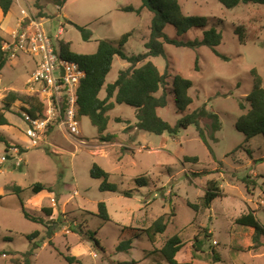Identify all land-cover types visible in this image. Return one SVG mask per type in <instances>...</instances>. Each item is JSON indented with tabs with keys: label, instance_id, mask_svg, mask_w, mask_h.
<instances>
[{
	"label": "rangeland",
	"instance_id": "rangeland-1",
	"mask_svg": "<svg viewBox=\"0 0 264 264\" xmlns=\"http://www.w3.org/2000/svg\"><path fill=\"white\" fill-rule=\"evenodd\" d=\"M26 1L15 0L12 18L11 10L4 14L0 7V22L5 29H15L17 19L23 18L22 11L28 12L30 7L37 16L40 10L46 15L42 22L57 48L61 43H69L73 52L91 55L101 41L118 46L121 37L130 33L124 52H146L144 44L150 36L153 14L147 9L140 15L122 11L130 6L140 8L141 0H67L62 7L55 6L53 0ZM180 4L186 16L209 18L208 28H214L223 37L217 51L228 60L207 47L192 50L165 45V56L149 61L162 74L167 71V89L178 74L190 79L193 104L180 113L174 94L168 90V105L158 114L171 125L203 108L217 114L222 129L216 134L217 142H210L212 152L194 126L175 137L139 131L134 127L135 109L117 105L109 112L106 131V135H114L113 140L102 141L89 118L80 116V136L54 127L38 147L25 150L20 167L12 161L1 164V158L7 155V144L25 149L30 144L20 105L13 103L12 110L6 113L9 126L0 127V264H14L16 259L23 263L20 255L33 243L40 248L31 257L32 264H70L65 256L76 257L79 262L75 264H167L159 250L175 235L184 243L177 255L179 262L264 264V236L260 238L262 245H255L254 230L236 224L239 217L250 212L264 224V137L257 136L245 144L244 134L236 129L239 117L250 108L246 97L253 87L252 69H257L264 84V6L241 4L228 10L217 0H181ZM77 26L92 32L90 40L83 39ZM238 27L244 28V43L235 33ZM59 28L63 33L58 36ZM165 32L171 37L176 35L171 25ZM182 37L201 39L202 32L193 30ZM128 67L126 61L114 57L100 98L106 96V86L116 82L119 72ZM34 68L27 56L8 61L0 73V88L10 90L5 89L0 96V109L14 91L22 92L17 95L23 101L28 100L27 81ZM209 123L203 120L202 126ZM93 166L109 174L108 183L116 185V192L100 189L104 179L91 176ZM205 172L210 174L196 175ZM140 178L145 185L137 182ZM213 180L220 183L222 196L210 209L196 212L188 203L201 206L207 183ZM37 183L45 188L39 193L33 191ZM16 187H21L22 192L17 193ZM102 202L109 220L99 213L98 205ZM45 207L55 209V218L54 212L52 217L42 213ZM24 211L42 217L45 222H57L52 245L46 238L45 225L31 221ZM164 215L167 230L154 243L146 234L137 236L130 230L148 229ZM36 231L40 235L31 243L28 236ZM92 236L99 240L102 250L94 246ZM197 238L202 246L196 252L193 244ZM127 240L132 249L117 252V246Z\"/></svg>",
	"mask_w": 264,
	"mask_h": 264
},
{
	"label": "trees",
	"instance_id": "trees-1",
	"mask_svg": "<svg viewBox=\"0 0 264 264\" xmlns=\"http://www.w3.org/2000/svg\"><path fill=\"white\" fill-rule=\"evenodd\" d=\"M39 1V0H38ZM67 0H53L55 6H64ZM142 5L140 8L125 7L122 11L126 13H136L138 15L144 9H147L153 14L150 25V36L147 42L144 44L146 52L138 55H127L124 52V46L128 42L130 33L121 37L118 46L113 45L109 41H101L98 49L94 54L85 55L78 54L71 50L69 43H61V56L77 63L80 68L86 73V77L81 81L78 87V113L79 116L88 117L94 127L98 129V133L101 135L102 141H111L114 139V135H106L108 124L110 120L109 112L114 110L117 105H128L135 109L136 123L135 128L139 131L163 135L169 133L172 136H177L180 131L187 129L188 127H196L200 138L207 146L210 152L212 148L210 142H217L216 134L222 129V123L217 114L206 111L204 108L196 110L188 115L183 116L175 125H171L167 121L163 120L158 111L166 108L168 105V93L171 91L176 99V106L180 113H184L192 104L193 98L190 95V90L193 87V82L190 79L185 78L182 75H176L173 78L172 86L167 89L168 86L167 71L162 74L156 65L149 61L150 58L165 56V45H172L177 48H189L192 50H198L201 47H207L218 57L228 60L226 56L221 55L217 51L222 43L223 37L214 28H208L210 23L207 17L186 16L182 11L180 4L181 0H141ZM226 9L232 10L239 5H259L264 6V0H217ZM15 0H0V7L4 14L10 12ZM36 7L42 9L39 4L36 3ZM40 18H46L45 14L39 12ZM168 25H171L176 30L175 37L169 36L165 29ZM78 30L82 33L85 41L90 40L92 32L85 27L77 26ZM193 30H200L202 32L201 39L185 40L182 36ZM244 28L238 27L235 29V33L239 37L240 43H244L245 35ZM5 40L0 36V73L6 67L9 59L3 51V44ZM118 56L122 60L129 64L127 69L121 70L116 82L109 84L105 88L106 96L100 98V93L105 87L106 78L112 70L114 57ZM196 59V64L198 62ZM252 77V90L246 97V102L249 104V110L246 114L239 117L236 123V129L243 133L245 136V144L251 139L257 136L264 137V84L263 78L257 71L252 69L250 71ZM169 90V92H168ZM161 94L158 96V94ZM19 99L17 94H10L6 99L5 105L0 109V127L8 126L9 121L6 118V112L11 111L12 104ZM114 100V101H112ZM242 110H245L243 104L240 105ZM37 111L42 112L41 104L37 103V100L33 99V107L31 114L35 115ZM210 121L206 126H202V121ZM118 122H122L121 119H117ZM51 130H48L46 137L49 136ZM10 147L7 144V149ZM186 160V159H185ZM187 160L198 161V158H188ZM196 174V173H195ZM210 173H197L196 175L203 176ZM91 176L95 179H104L100 185L102 191L116 192L117 187L114 184L108 183L109 174L98 166H93L91 170ZM246 178L244 182H248ZM139 184L145 185L143 179H138ZM43 185L37 183L33 187L35 193H39L44 190ZM52 193V189L48 188ZM17 193L22 192L21 187H16ZM222 188L218 181L213 180L207 183L205 194L202 198L201 206L198 204L188 203L196 212L203 209H210L213 202L222 196ZM99 213L104 220H109V216L105 203H99ZM42 213L46 217L53 216V209L50 207L42 208ZM25 216L35 223L45 225L46 238L49 239L52 245L51 239L56 233L58 224L56 221L51 220L45 222L42 217L30 216L24 211ZM236 224L242 227H248L254 230L253 243L261 246L260 238L264 236V224H262L253 213L242 215L236 220ZM168 227V220L166 216L160 217L153 225L148 229H134L131 231L136 232L137 236L146 234L151 243L156 242L158 235L164 234ZM40 232L36 231L28 236L29 241L32 243L34 239L39 237ZM94 246L102 250L99 240L94 236L90 238ZM197 245V246H196ZM184 246L182 239L179 235H175L165 242L160 248V253L165 259L167 264H194L190 262H179L177 255L180 253ZM202 246V241L198 238L195 240L193 247L195 251H200L197 247ZM40 248V245L33 243L30 249L26 253H22L20 256L23 259V263L16 259L14 264H32L31 257L34 256L35 251ZM132 249V243L130 240L120 243L116 250L117 252H127ZM70 264L78 263L79 260L73 256L64 257ZM214 259L219 262L220 259L215 255ZM119 264H136L135 261L119 263Z\"/></svg>",
	"mask_w": 264,
	"mask_h": 264
},
{
	"label": "built area",
	"instance_id": "built-area-1",
	"mask_svg": "<svg viewBox=\"0 0 264 264\" xmlns=\"http://www.w3.org/2000/svg\"><path fill=\"white\" fill-rule=\"evenodd\" d=\"M28 10L22 11L19 30L3 44V51L9 60L23 55L35 61L28 85L33 99H37L42 106V112L37 111L35 115L31 114L33 100L20 109L21 118L27 124L25 136L30 144L26 149L11 146L7 149V155L1 158V164L12 161L17 167L24 163L25 150L43 143L48 130L57 127L68 135H81L77 91L86 77L77 63L61 56V50L47 33L43 19L32 8ZM62 33L63 29L59 28L58 36Z\"/></svg>",
	"mask_w": 264,
	"mask_h": 264
},
{
	"label": "crops",
	"instance_id": "crops-1",
	"mask_svg": "<svg viewBox=\"0 0 264 264\" xmlns=\"http://www.w3.org/2000/svg\"><path fill=\"white\" fill-rule=\"evenodd\" d=\"M24 1H26V0H24ZM26 2H28V1H26ZM16 2H14V4H15ZM13 7H14V5H13ZM13 7H12V9H13ZM12 9H11V12H10V18H12ZM0 13H1V11H0ZM1 15H2V13H1ZM64 17H65V15H64ZM9 18V19H10ZM9 19H6V21H8ZM23 18H19V19H17V22H16V27H15V29H12V30H10V31H8L7 29H5V27L1 24V22H0V36L5 40V42L6 41H9V40H11L12 39V36H13V34L15 33V32H17L18 30H19V28H20V23H21V20H22ZM8 33V34H7ZM10 37V38H9ZM28 57V56H27ZM28 58H30L33 62H34V66H35V61L31 58V57H28ZM35 69V68H34ZM34 71V70H33ZM29 81V80H28ZM28 81H27V84H28ZM29 86V85H28ZM5 89L6 90H10L9 88H0V96H2L3 95V92L5 91ZM11 91H13V90H11ZM27 91H28V100L26 101V100H22V99H18V100H16L15 102H17L16 104H19L20 105V109L21 108H23L22 106L26 103L27 104V102H32V99H33V94L30 92V89H29V87H28V89H27ZM12 93H14V94H21L22 92H17V91H14V92H12ZM15 102H14V105H15ZM3 103V102H2ZM25 104V105H26ZM3 105H5V104H3ZM13 105V104H12ZM25 105H24V107H25ZM24 109V108H23ZM11 110H12V108H11ZM7 113V112H6ZM9 121V120H8ZM9 124H10V121H9ZM9 126V125H8ZM4 127V126H3ZM10 147H11V145H10ZM54 218H55V209H54Z\"/></svg>",
	"mask_w": 264,
	"mask_h": 264
},
{
	"label": "water",
	"instance_id": "water-1",
	"mask_svg": "<svg viewBox=\"0 0 264 264\" xmlns=\"http://www.w3.org/2000/svg\"><path fill=\"white\" fill-rule=\"evenodd\" d=\"M63 21H64V19H63ZM71 24V23H70Z\"/></svg>",
	"mask_w": 264,
	"mask_h": 264
}]
</instances>
